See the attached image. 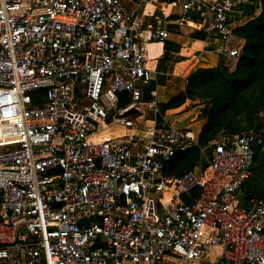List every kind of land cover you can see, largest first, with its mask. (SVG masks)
Returning <instances> with one entry per match:
<instances>
[{
  "label": "built area",
  "instance_id": "built-area-1",
  "mask_svg": "<svg viewBox=\"0 0 264 264\" xmlns=\"http://www.w3.org/2000/svg\"><path fill=\"white\" fill-rule=\"evenodd\" d=\"M247 2L0 0V264H202L213 249L212 264H264V200L236 203L263 136L219 137L201 171L167 173L206 150L144 99L167 6L236 61Z\"/></svg>",
  "mask_w": 264,
  "mask_h": 264
},
{
  "label": "trees",
  "instance_id": "trees-1",
  "mask_svg": "<svg viewBox=\"0 0 264 264\" xmlns=\"http://www.w3.org/2000/svg\"><path fill=\"white\" fill-rule=\"evenodd\" d=\"M236 10L241 16L235 11V19L244 20L233 30L242 42L237 60L218 55L215 67L191 72L184 90L166 104L160 103L159 109L161 112L177 109L187 100L203 105L197 116L205 121L198 135V145L206 151L202 153L193 147L177 154L169 162L167 173L182 175L195 169L201 171L208 163L212 142L219 137L248 133L263 136L262 145L255 149L250 176L240 189L245 195V205L253 197L264 200V0H248ZM205 36L199 30L192 35L197 40ZM154 90L152 83L145 89L144 99L151 100L150 92Z\"/></svg>",
  "mask_w": 264,
  "mask_h": 264
},
{
  "label": "crops",
  "instance_id": "crops-1",
  "mask_svg": "<svg viewBox=\"0 0 264 264\" xmlns=\"http://www.w3.org/2000/svg\"><path fill=\"white\" fill-rule=\"evenodd\" d=\"M125 4L129 10L132 9V5L127 1ZM139 11L143 15L146 11L153 17L160 15V11L152 6L140 7ZM166 11L168 15L166 18H162V23H164L169 31L168 40L162 44H150L147 48L153 49L158 46L160 47V52L157 57L149 59L147 56L146 60L149 68L156 70L162 69L164 71V75L157 76L152 82L155 84V90L153 92L155 93V99L158 104H166L172 96L183 91L186 85V79L191 72L198 68L215 67L218 62V55L214 52V48L220 44L215 34H210L208 43H205V39H194L192 35L197 30L189 28L182 21L179 6H167ZM148 18L150 20L152 17L149 16ZM243 22L244 20L241 24ZM165 58H167L166 61H164ZM152 62L155 63L154 66L150 65ZM159 63H161L160 66ZM202 107L203 105L199 104L198 101L191 102L187 100L177 109L166 110L164 112L160 111V113L171 125L190 130L198 138L199 132L205 122L197 117ZM124 133V131L119 132V135ZM112 135L113 132L110 136ZM240 193L242 192L240 191Z\"/></svg>",
  "mask_w": 264,
  "mask_h": 264
},
{
  "label": "rangeland",
  "instance_id": "rangeland-1",
  "mask_svg": "<svg viewBox=\"0 0 264 264\" xmlns=\"http://www.w3.org/2000/svg\"><path fill=\"white\" fill-rule=\"evenodd\" d=\"M142 8H144V6H143ZM147 9H148V8H147ZM234 28H235V27H234ZM233 30H234V29H233ZM235 40L239 42V40H238L237 38H236ZM239 43H242V42H239ZM159 52H160V47L158 46V47L153 48V49H152V48L147 49V52L145 53V55L148 56L149 59H152L153 57H157V55L159 54ZM233 61H234V60H233ZM233 61L231 62V65L234 64ZM150 65H151V66H154L155 63L152 62V63H150ZM148 115H150V114H148ZM169 119H170V118H169ZM196 129H197V128H196ZM112 131H113V135H114V134H119V132H123V130H121L120 128H113ZM156 197H157V199H158L160 202H163L164 199L166 198V196H164V195H162V194H156ZM244 199H245V195H244L243 193H240V194H238L237 197H236V203L241 204V203H243ZM164 202H165V201H164ZM218 254H219V250L213 249V250L211 251V253H210V261H209V262H203L202 264H212L214 261L217 260V258H218Z\"/></svg>",
  "mask_w": 264,
  "mask_h": 264
}]
</instances>
